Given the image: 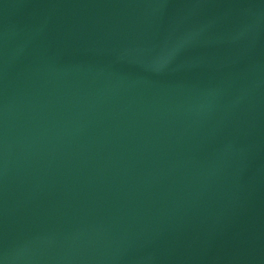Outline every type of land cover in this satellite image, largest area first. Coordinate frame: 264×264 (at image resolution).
<instances>
[{"label":"water","instance_id":"obj_1","mask_svg":"<svg viewBox=\"0 0 264 264\" xmlns=\"http://www.w3.org/2000/svg\"><path fill=\"white\" fill-rule=\"evenodd\" d=\"M0 264H264V0H0Z\"/></svg>","mask_w":264,"mask_h":264}]
</instances>
